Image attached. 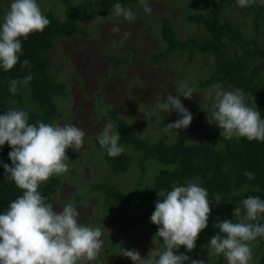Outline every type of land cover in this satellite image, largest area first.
Instances as JSON below:
<instances>
[{"label": "trees", "instance_id": "1", "mask_svg": "<svg viewBox=\"0 0 264 264\" xmlns=\"http://www.w3.org/2000/svg\"><path fill=\"white\" fill-rule=\"evenodd\" d=\"M57 1L64 6L63 19L58 18L52 9L43 13L50 24L42 32L20 38L22 53L19 62L9 71L0 68V114L9 109H20L28 113L29 123L42 121L54 124L59 117L57 98L67 97L66 83L51 72L50 51L54 49L57 39L74 34L87 36L84 22L115 14V3L126 8L141 0H82L76 4H73V0ZM193 1L200 9L189 12L184 19L199 33L181 37L170 19L167 16L161 17L158 32L164 47L152 60H166L173 52L187 53V61L190 63L197 56H202L205 59L206 74L197 78L195 86L206 89L219 83L222 90L227 87L231 90L241 89L247 103L251 104V98L254 97L261 118L264 119V45L258 40L260 26L264 24V2L247 6L253 14L250 19L251 31L246 32L240 20L233 21V18L224 14L227 4L237 0ZM189 6L193 7L194 4ZM4 15L1 14V20ZM130 49L123 58L110 55L112 72L135 57L136 49L132 46ZM25 59L29 61L30 68L22 67ZM190 69L189 66L184 71L189 73ZM28 75L34 77L28 85H19L15 94L9 92L10 80ZM107 112L121 137L120 144L124 151L119 156L109 157L106 149L99 144L98 137L94 139L95 145L102 151L106 166L114 173L126 172L135 163L138 169L137 180L135 187L123 190L114 182L102 178L89 184L87 191L96 193L104 207L120 205L128 208L138 205L141 209L117 227L104 246L105 254L113 250V244L127 236L135 225L148 223L149 228L155 226L150 217L155 210L154 202L159 199L157 191L161 189L168 192L174 185L186 186L192 180H197V184L207 189L211 213L207 227L198 235L196 246L203 234H218L219 229L215 227L218 217L220 221L224 216V220L238 222L233 212L235 207H242L243 199L256 196L264 200V142L236 136L226 138L223 130L208 122L205 107H197L198 119L187 128L200 132L202 139L196 141H188L179 136L171 140L142 137L117 110L107 109ZM178 119L179 114L173 122ZM11 150L7 142L0 146V214L23 194V190L4 172L3 164H11L8 157ZM66 154L72 162L73 150L66 149ZM150 161L158 165L152 176L149 175ZM247 171L254 173V179L250 180L244 175ZM61 183L58 174L39 186L38 191L45 197L46 203H53ZM74 198L79 200L82 196L75 194ZM261 217L258 222L264 223V214ZM250 244L254 252L252 261L257 258L258 264H264V238L258 237ZM174 251L187 255L190 259L185 264H190L192 258L184 246ZM225 261L223 254H217V257L210 260V264H227Z\"/></svg>", "mask_w": 264, "mask_h": 264}, {"label": "clouds", "instance_id": "2", "mask_svg": "<svg viewBox=\"0 0 264 264\" xmlns=\"http://www.w3.org/2000/svg\"><path fill=\"white\" fill-rule=\"evenodd\" d=\"M141 2L144 12L150 14L152 9L147 0ZM237 2L246 7L255 0ZM114 12L128 21L136 19L133 11L120 3L114 4ZM49 24L50 20L42 13L37 0H12L0 23V68L9 71L19 62L20 38L42 32ZM112 31L119 33L120 29L113 27ZM129 35L125 32L123 38L127 39ZM22 67L30 68L31 65L25 59ZM33 78L28 75L10 80L9 92L15 94L19 85H28ZM214 88L215 102L209 107L208 122L223 130L226 138L236 136L264 142V119L254 97L249 104L241 89L224 91L219 83ZM179 91L181 95L168 94L157 105L162 113L175 111L180 116L163 127L166 132L186 129L193 119L179 99V96L191 99L193 88L181 83ZM114 127L108 123L98 135V142L109 157L119 156L124 151ZM84 137L85 132L72 124L29 123L28 113L20 109H9L0 114V146L7 142L12 149L8 153L11 164H3L4 172L23 190V194L0 214V264H88L97 260L103 246L102 228L79 223V212L72 203L66 204L61 211L55 210L38 191L51 176L69 171L66 149L79 151ZM244 175L254 179L251 171ZM157 194L159 199L154 202L150 221L159 226L155 236L162 238L164 250L142 257L138 250L121 248L122 256L133 264H185L190 258L183 253L174 254V250L181 245L189 252L195 248L198 235L207 227L211 213L209 193L199 184L189 182L186 186L174 185L168 192L161 189ZM216 200H219L218 196ZM241 205L233 212L238 222L217 218L215 227L220 234L212 236L208 244L216 254L224 255L227 264H249L253 255L250 242L264 238V223L258 222L264 214V200L249 196L241 201ZM190 264H205V261L191 259Z\"/></svg>", "mask_w": 264, "mask_h": 264}, {"label": "rangeland", "instance_id": "3", "mask_svg": "<svg viewBox=\"0 0 264 264\" xmlns=\"http://www.w3.org/2000/svg\"><path fill=\"white\" fill-rule=\"evenodd\" d=\"M79 1L82 0H73V4ZM11 2L12 0H0L2 15L8 11ZM259 2L264 0H255V3ZM37 3L42 13L52 9L58 18L63 19L64 6L61 2L37 0ZM147 3L152 9L150 14L144 12L141 1L130 4L126 8L135 14L134 21L125 20L116 14L97 17L89 23L84 22L87 36L74 34L59 38L54 49L50 51L51 72L65 82L67 88V97L57 98L59 117L54 124H72L85 132L83 146L79 151L73 150V161H68L69 171L59 174L62 183L54 195L52 205L55 210L61 211L66 204L72 203L79 212V223L102 228V249L97 260L88 264H133L129 258L122 256L121 248L138 250L144 257L150 256L153 251H163L165 247L162 239L155 236L159 226L149 228V224L145 223L135 225L130 230L131 233L113 244V250L104 253V246L117 227L121 226L128 216L138 213L141 209L138 205L128 208L115 205L107 208L102 205L96 193L87 191L89 184L102 178L114 182L123 190L135 187L137 180L138 169L135 163L126 172L114 173L107 167L101 156L102 151L95 145L94 139L103 131L104 126L108 123L114 125L107 109L117 110L142 137L171 140L179 136L188 141H196L202 139L198 131L187 128L164 131L163 127L172 123L178 113H162L157 105L165 100L168 94L181 95V83L193 88L191 99L179 96L183 106L192 114V122L198 119L197 107H205L206 114H209V107L215 102L214 87L199 89L195 86L197 78L206 74L205 59L202 56H197L195 61L190 63L187 61V53L173 52L166 60H152L164 47L158 32L160 18L167 16L181 37L199 33L184 17L191 11L199 10L200 6L193 0H147ZM1 14L0 23L3 22ZM224 14L233 18V21L240 20L246 32L251 31L250 19L253 11L247 6L241 7L238 2L227 4ZM113 27H119L120 32L114 33ZM125 32L130 33L127 39L123 38ZM260 32L258 40L264 45V24L260 26ZM131 46L136 49L135 57L112 72L110 55L123 58L131 51ZM189 66L191 69L187 73L184 68L188 69ZM224 91L232 90L227 87ZM157 169L158 165L150 161L149 175L152 176ZM145 181L148 182L149 179L146 178ZM190 182L198 183L197 180ZM75 194H80L82 198L76 200ZM223 220L224 216L221 217V221ZM211 238L212 236L207 234L200 237L199 245L190 251L192 259L204 260L205 264H210V260L217 257L208 245ZM174 254L180 253L174 251ZM253 256L254 252L252 258ZM252 258L249 264H258L257 258L253 261Z\"/></svg>", "mask_w": 264, "mask_h": 264}]
</instances>
